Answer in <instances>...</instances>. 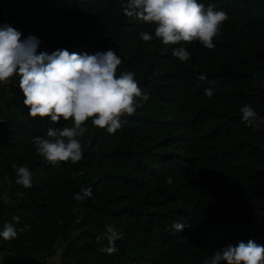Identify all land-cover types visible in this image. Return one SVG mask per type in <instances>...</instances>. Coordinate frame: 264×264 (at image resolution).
Wrapping results in <instances>:
<instances>
[{
  "label": "trees",
  "instance_id": "trees-1",
  "mask_svg": "<svg viewBox=\"0 0 264 264\" xmlns=\"http://www.w3.org/2000/svg\"><path fill=\"white\" fill-rule=\"evenodd\" d=\"M202 2L228 19L212 49L188 42L181 62L177 45L139 38L154 29L124 15L122 0H0V23L37 37V52L110 48L116 74L131 71L149 96L112 134L86 119L81 160L52 164L32 138L71 118L29 117L18 78L0 83V225L17 230L0 240L5 264H202L227 245L264 246V124L246 126L239 112L248 104L264 117V0ZM13 164L29 169L31 187L15 182ZM84 186L91 197L75 201ZM109 224L121 233L112 254L97 239Z\"/></svg>",
  "mask_w": 264,
  "mask_h": 264
},
{
  "label": "clouds",
  "instance_id": "clouds-1",
  "mask_svg": "<svg viewBox=\"0 0 264 264\" xmlns=\"http://www.w3.org/2000/svg\"><path fill=\"white\" fill-rule=\"evenodd\" d=\"M121 11L128 17L152 25L154 32L141 31L142 41H151L153 36L166 45H177L171 49V56L184 62L190 53L185 44L197 40L212 49V39L218 36L222 22L228 19L222 10L207 7L202 0H122ZM184 42V43H181ZM40 41L33 35L21 39V33L7 22L0 23V83L10 77H17L16 86L22 94V104L27 107L29 117L47 118L53 124L61 119L71 124L49 127L45 136L32 138L36 152L46 161L57 164L70 161L76 163L82 158L79 138L86 132L82 126L91 118L93 126L112 134L121 127L120 117L132 114L149 99L148 93L138 86L131 71L116 74L121 58L112 49L92 54L68 52L56 49L50 54L37 52ZM198 79L204 80L203 74ZM264 86V81L261 82ZM206 97H212L211 88L204 89ZM240 120L246 126L259 128L264 117L257 116L253 108L244 104L239 108ZM16 183L24 188L31 187V173L25 166L12 165ZM79 174V173H77ZM6 179V178H5ZM91 186H84L73 199L82 202L91 197ZM18 217H13L17 221ZM174 231H182L186 225L173 222ZM17 230L12 224L0 225V240H13ZM121 233L112 225H105L97 237L106 240L107 245L100 252L112 254L117 251L115 241ZM264 264V246L251 239L227 245L214 250L202 264Z\"/></svg>",
  "mask_w": 264,
  "mask_h": 264
},
{
  "label": "rangeland",
  "instance_id": "rangeland-1",
  "mask_svg": "<svg viewBox=\"0 0 264 264\" xmlns=\"http://www.w3.org/2000/svg\"><path fill=\"white\" fill-rule=\"evenodd\" d=\"M3 85H4V87H6L7 86V82L5 81L4 83H3ZM48 261L50 262V261H56V258H54V259H48ZM6 263V261H5V257H4V255L3 254H0V264H5Z\"/></svg>",
  "mask_w": 264,
  "mask_h": 264
}]
</instances>
